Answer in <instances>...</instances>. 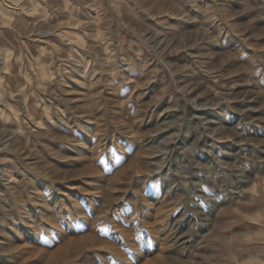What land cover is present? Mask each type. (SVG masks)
I'll use <instances>...</instances> for the list:
<instances>
[{"label":"rangeland","instance_id":"obj_1","mask_svg":"<svg viewBox=\"0 0 264 264\" xmlns=\"http://www.w3.org/2000/svg\"><path fill=\"white\" fill-rule=\"evenodd\" d=\"M131 161L112 211L164 195L169 264H264V0H0V264L68 244L59 264L135 262L152 222L125 247L81 239L124 228L84 190Z\"/></svg>","mask_w":264,"mask_h":264},{"label":"bare ground","instance_id":"obj_2","mask_svg":"<svg viewBox=\"0 0 264 264\" xmlns=\"http://www.w3.org/2000/svg\"><path fill=\"white\" fill-rule=\"evenodd\" d=\"M71 42V41H70ZM70 42H68V43H70ZM73 42V41H72ZM97 92V91H96ZM87 103V102H86ZM74 105L76 106V107H79L80 105L77 103V102H74ZM82 105H87V104H82ZM85 107H87V106H85ZM75 108V107H74ZM88 116H86L85 118H86V120L88 121V120H90L91 119V117L89 116V115H92V112H87L86 113ZM125 132H127L126 134H128V132L129 133H132V131L131 130H125ZM133 134V133H132ZM131 135V134H130ZM176 138V137H175ZM147 139V138H146ZM173 139V138H172ZM176 140V139H175ZM174 140V141H175ZM144 141V138L142 137V142H140V140H139V142H140V147L141 148H139L140 150L139 151H142V150H145L146 148H145V143L143 142ZM171 141V140H170ZM169 143V142H168ZM174 143V142H173ZM115 144V143H114ZM117 144V143H116ZM171 144V143H170ZM139 145V144H138ZM77 147H79V146H77ZM72 148V147H71ZM91 149V148H90ZM166 149V148H165ZM164 149V150H165ZM74 152H77L80 156H81V163H83L84 164V162H86V161H88V160H90L91 159V157L93 156V154L92 153H90V150H89V148H87V146H86V143H83L80 147H79V149H76V148H74V149H72ZM69 151V150H68ZM74 152H73V154H74ZM92 152V151H91ZM141 154H143V153H141ZM136 155V154H135ZM136 160H137V158H136ZM133 161V160H132ZM132 161H131V163H132ZM135 161V160H134ZM163 161H165V158H164V160ZM181 161V160H180ZM171 163V162H170ZM77 164V163H76ZM133 165H134V163H132V166H131V164H130V166L126 169V170H124V167H122V168H120V169H118V170H116L115 172H114V174H113V176L112 177H110L109 178V180H108V182H107V184H106V186L104 187V192H105V194L104 195H99V193L98 192H100V190L99 191H96L97 192V194H95V195H90L89 193H91V192H87V190L85 191L84 190V200H85V202H86V206H89V209L90 210H92L93 212H94V208H95V200H96V197H101V198H103L102 199V207H103V209H105V210H107V211H112V209H113V206H112V201H111V197H112V195H111V197L108 199V189H110V191H112V190H115V188H117V187H115V185L119 182V180L120 179H123V177H130V175L131 174H136L137 173V171H136V169H133ZM138 166V165H137ZM84 169L86 170V172L85 173H88V172H90V173H92V175H93V173H95L96 171H94V168L93 167H91L90 165H88L87 164V166H85L84 167ZM73 170V169H72ZM140 170V169H139ZM152 172V171H151ZM139 174V173H138ZM86 175V174H85ZM70 177H71V174H70ZM137 177V176H136ZM74 178H75V176H74ZM135 178V177H134ZM128 180V179H127ZM130 180V179H129ZM132 180H133V177H132ZM136 180V179H135ZM79 181V180H78ZM76 182V181H75ZM102 182H104V181H102ZM135 182V181H134ZM118 185V184H117ZM34 188H35V186H33ZM75 186H73V187H71V188H74ZM115 187V188H114ZM36 188H37V186H36ZM77 190H76V192L74 193V191H73V196H74V200H73V204H72V207H73V210H74V217H72L74 220H76V218L77 217H80L81 218V220H82V218H83V222L85 223V224H89L90 223V221H91V217L90 216H88V215H83L82 214V206H79V200H78V198L80 197V194H79V190L81 189V187L80 186H78V185H76V187H75ZM97 189V188H96ZM112 189V190H111ZM89 191V190H88ZM71 192V191H70ZM150 197H152L151 199H152V201L151 202H149V198L147 197V196H143L142 195V198L140 199V202H141V206H142V209H141V213H144V214H141V215H139L140 213H138L137 212V210L136 209H133V210H131V209H129V210H127V211H125L124 212V210L123 211H119V210H113L111 213H114V217H116L117 219H120L122 222H123V224L125 225L124 226V228L123 229H121V232H118V230L119 229H117V231L116 232H118V233H110L109 235V240H104V239H101L100 240V237L99 236H94V235H92L91 234V232L90 233H86V234H84V236H82L81 237V239L83 238V244L84 243H88V242H96V243H98L99 244V246H105V247H107V248H113V246H114V248H118V245L119 244H124V243H126L127 242V240H129L130 238H132V236H133V233L135 232V229H136V224H139V225H141L142 223H154V225L156 224V226H153L154 227V232H156V238H155V240H153L154 241V243H153V247L152 248H148L146 251H143V252H141V251H139V252H141V253H139V254H135V255H133V256H135L136 257V260H135V262H133V263H129V264H169V262H170V256H169V254L170 253H168V251H169V248H170V246H169V242L171 241L170 240V238H169V235H166V234H164V232L165 231H161L162 230V228L164 227V225H163V227L162 228H160L159 226H158V222L159 221H161V220H163L162 219V217H163V215H164V207H165V205H167L166 203L168 202V201H166V199H165V196L164 195H162L161 193H158L155 189H151L150 190ZM148 193V194H149ZM92 194H94V193H92ZM143 194V193H142ZM146 195V194H145ZM82 196V195H81ZM71 198V197H70ZM72 199V198H71ZM70 199V200H71ZM115 199V198H114ZM114 201V200H113ZM119 201V200H118ZM99 202V201H98ZM117 202V201H116ZM139 202V203H140ZM99 204V203H98ZM115 204V203H114ZM97 205V204H96ZM71 207V206H70ZM116 208V207H115ZM25 210H28V209H25ZM121 210V209H120ZM9 211V210H8ZM7 211V212H8ZM98 211L99 210H97V213L94 215V217H93V221H94V223L95 222H97L98 221ZM106 211V212H107ZM12 212V211H11ZM9 214H10V212H8ZM100 213V212H99ZM111 213H110V215H111ZM172 213V212H171ZM170 213V214H171ZM8 214V215H9ZM27 214H29V213H27ZM93 214V213H92ZM2 215V214H1ZM0 215V216H1ZM11 215H12V213H11ZM14 216V215H13ZM112 216V215H111ZM173 216V215H172ZM11 218V217H10ZM1 219V218H0ZM114 219V218H113ZM168 219V218H167ZM28 221V220H27ZM166 223V222H165ZM30 224V223H29ZM163 224V223H162ZM161 225V224H160ZM30 226V225H29ZM171 226H174V225H171ZM93 227V226H92ZM97 227V226H96ZM140 227V226H139ZM151 227V226H150ZM175 227V226H174ZM90 229V228H89ZM96 229V228H95ZM153 229V228H152ZM167 229H169V227L167 228ZM166 229V230H167ZM143 230V229H142ZM165 230V229H164ZM87 231V230H86ZM92 231V230H91ZM114 232V231H113ZM143 232V231H142ZM141 233V232H140ZM108 234V233H107ZM149 234V233H148ZM174 234V233H173ZM177 234V233H176ZM139 235V234H138ZM145 235V234H144ZM143 235V236H144ZM3 236V235H2ZM105 236V235H104ZM103 236V237H104ZM146 236V235H145ZM171 236V235H170ZM172 236H174V235H172ZM176 236V235H175ZM180 236V235H179ZM178 236V237H179ZM149 237V236H148ZM80 238V237H79ZM107 238V237H106ZM138 239H139V237H138ZM137 239V240H138ZM140 239H141V237H140ZM174 239V238H173ZM136 240V241H137ZM178 240V239H177ZM180 240V239H179ZM130 241H132V240H130ZM140 241V240H139ZM142 241V240H141ZM3 242V241H2ZM138 242V241H137ZM80 242H78V243H76L75 245H74V248L75 249H77L78 248V244H79ZM130 243V242H129ZM176 243V242H175ZM8 244V243H7ZM10 244V243H9ZM89 244V243H88ZM132 244H134L133 242H132ZM170 244H172L173 245V243L171 242ZM3 245V244H2ZM69 245V244H68ZM68 245H66V246H64V248H62V250H54L53 251V253L52 254H48L47 255V257H43V258H46V261H45V263L44 264H59V263H62V261H63V258H64V256H63V254H64V250H65V248L68 246ZM92 246H93V244H91ZM136 245H138L137 243H136ZM140 245V244H139ZM176 245V244H175ZM174 245V246H175ZM4 246V245H3ZM2 246V247H3ZM85 246V245H84ZM90 246V245H89ZM126 246H127V244H126ZM20 245L19 246H16V245H14V247H13V249L14 250H16V251H20ZM124 247H125V244H124ZM172 247V246H171ZM86 248V247H85ZM137 248V247H136ZM2 249H4V248H2ZM74 249V250H75ZM177 249H178V247H177ZM176 249V250H177ZM117 250V249H116ZM138 251V250H137ZM7 252V251H6ZM15 252V251H14ZM134 252V251H133ZM171 252V251H170ZM175 252V251H174ZM9 252H7V254H8ZM117 253V252H116ZM14 254V253H13ZM77 254V253H76ZM171 254H173V255H175L176 254V252H175V254L172 252ZM18 255L16 254V257H17ZM20 257V256H19ZM23 257V256H22ZM79 257H80V254H79ZM134 257V258H135ZM180 257V256H179ZM81 258V257H80ZM175 258V257H174ZM177 259H179V258H177ZM77 260V259H76ZM185 260V259H184ZM183 260V261H184ZM16 261V260H15ZM14 261V264L16 263ZM29 261H30V259H29ZM32 261V260H31ZM74 262V261H73ZM129 262V261H128ZM9 263V262H8ZM18 263V262H17ZM16 263V264H17ZM67 263H69V262H67ZM19 264H25V258L23 259V260H21V261H19ZM28 264V263H27ZM122 264V263H121ZM177 264V263H176ZM183 264V263H182ZM188 264V263H187Z\"/></svg>","mask_w":264,"mask_h":264},{"label":"snow or ice","instance_id":"obj_3","mask_svg":"<svg viewBox=\"0 0 264 264\" xmlns=\"http://www.w3.org/2000/svg\"><path fill=\"white\" fill-rule=\"evenodd\" d=\"M109 171H110V169H107V168L105 169V172L106 173L109 172ZM102 231H105V230H102Z\"/></svg>","mask_w":264,"mask_h":264}]
</instances>
